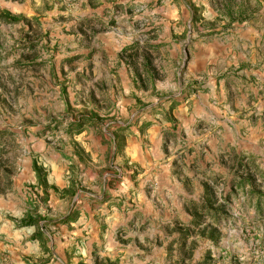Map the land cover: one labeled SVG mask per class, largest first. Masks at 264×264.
I'll return each mask as SVG.
<instances>
[{
    "label": "rangeland",
    "instance_id": "374dc122",
    "mask_svg": "<svg viewBox=\"0 0 264 264\" xmlns=\"http://www.w3.org/2000/svg\"><path fill=\"white\" fill-rule=\"evenodd\" d=\"M0 13V264H264V0Z\"/></svg>",
    "mask_w": 264,
    "mask_h": 264
},
{
    "label": "trees",
    "instance_id": "16d2710c",
    "mask_svg": "<svg viewBox=\"0 0 264 264\" xmlns=\"http://www.w3.org/2000/svg\"><path fill=\"white\" fill-rule=\"evenodd\" d=\"M0 18L5 19L8 22H16L18 20V17L10 16L8 13H0ZM34 220L29 219L25 222V224H31Z\"/></svg>",
    "mask_w": 264,
    "mask_h": 264
}]
</instances>
